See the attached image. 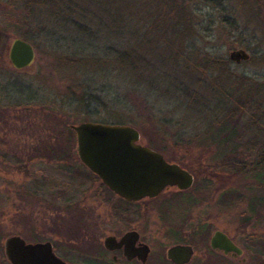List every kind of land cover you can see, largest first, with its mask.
<instances>
[{"label":"rangeland","instance_id":"1","mask_svg":"<svg viewBox=\"0 0 264 264\" xmlns=\"http://www.w3.org/2000/svg\"><path fill=\"white\" fill-rule=\"evenodd\" d=\"M18 1L15 6L5 8L0 4V31L4 32L0 42V106L33 104L55 108L64 121V124L58 123L55 116L57 130L64 125L93 122L134 127L140 132V139L153 141L155 146L160 140L190 141L187 150L192 158L206 149V143L201 139L215 133L220 123L226 120L228 127L225 131L229 138L223 144L222 152L223 158L224 154L229 155L231 171L262 158L264 0H215L213 5L204 0H188L195 34L184 37L183 41L196 47L187 50L184 42L181 43L173 33L174 40L164 34L160 41L156 38L158 34L150 31L151 43L145 42L144 35L148 31L143 24L135 34H122L116 27L118 25H112L116 23L111 18L115 8L112 6L114 2L109 0L83 2L85 10L90 15L93 13L91 18L96 16L94 18L102 25L90 29L92 31L86 38L64 31H54L47 38L42 28H38L36 19L23 10ZM40 18L37 16V20ZM15 39H22L34 47L36 59L33 66L17 70L11 65L9 50ZM123 48L133 50L134 56L136 54L141 59L143 73L122 72L113 53L118 51L121 54ZM238 49L246 50L250 59L241 63L231 61L230 53ZM175 50L183 56L189 54L195 65L198 50L200 55L225 59L228 73L224 71L225 74L222 72L223 75L219 76L209 68L204 72L198 66L194 72L188 71L184 63L180 65L171 60L170 55ZM70 58H87L93 62L73 66L69 63ZM101 61L105 63L98 65ZM200 63L208 66L206 62ZM245 77L247 80L243 79ZM66 135L76 151L75 133L72 131ZM73 165L75 170H82L77 162ZM260 168L264 170V164ZM205 177L201 178L202 190L197 206L183 210L182 207L189 205V199L183 196L176 199L179 209L174 215V226L183 227L190 233L193 227L200 225L204 232L200 235L207 238L215 225L229 227L240 237L239 242L246 249V264H264V207L261 205L264 184L259 186L260 183H252L246 178L239 179L222 194L220 184L208 181L209 176L204 181ZM110 201L113 203L114 200L111 198ZM0 210V218H5L7 206ZM159 222L155 218L154 231L157 233L163 229ZM245 226H248L244 231L247 241L241 242L242 227ZM18 234L32 240L35 230L16 218L12 219L9 226L0 228V248L5 238ZM1 256L0 253V264H8ZM74 260L81 264L79 258Z\"/></svg>","mask_w":264,"mask_h":264},{"label":"flooded vegetation","instance_id":"2","mask_svg":"<svg viewBox=\"0 0 264 264\" xmlns=\"http://www.w3.org/2000/svg\"><path fill=\"white\" fill-rule=\"evenodd\" d=\"M56 111L26 105L0 106V209L7 206L8 214L0 218V228L16 218L35 230L32 240L18 234L2 241L3 260L8 264L5 243L11 237H20L26 244L49 243L55 256L67 264H76L75 257L81 264H177L169 258V251L176 246L193 249L191 260L184 264L247 263L246 249L229 227L215 225L207 238L200 235L204 233L200 225L190 233L174 226L179 209L176 199H189L183 210L197 206L202 190L201 169L208 167L206 162L202 165L200 155L192 158L188 154L190 141L160 140L157 146L144 139L132 141L186 171L193 182L188 189L169 184L154 198L129 201L80 161L77 139L75 151L66 135L72 132L70 125L59 127L58 135ZM214 159V169L221 171L220 158ZM75 162L82 170L73 168ZM230 168L226 161L225 169ZM204 176V181L208 180ZM208 181L215 183L211 178ZM231 187L219 185L222 194ZM155 218L163 226L160 233L154 231ZM245 228L242 227L241 242L247 241L244 231L248 226ZM216 233L225 235L237 250L213 247L211 239Z\"/></svg>","mask_w":264,"mask_h":264},{"label":"trees","instance_id":"3","mask_svg":"<svg viewBox=\"0 0 264 264\" xmlns=\"http://www.w3.org/2000/svg\"><path fill=\"white\" fill-rule=\"evenodd\" d=\"M84 1L85 0H20L22 9H26L28 13L34 17V20L36 19V23L38 22L37 24H39L38 28H42V32L44 31V34L47 36V38L51 37L52 32L54 31H64L75 37L81 35V37L86 38L89 36L87 34L91 33L92 31L90 29L101 28V23H98L96 21L97 19L94 18L96 16L91 18L93 13L90 15L89 12L85 10L86 8L83 7L82 4ZM92 1L93 3H101L103 0ZM111 1L114 2L112 6L115 8L111 18L113 19V22H116L112 25H118L116 27H119L122 34L124 35H130L131 33L135 34L136 31L138 32L140 30L141 24H143L148 31H146L147 33L144 35L145 42L150 43V31L156 32L158 34V37L156 38H158L160 41H162L161 38L164 36V34H169L171 36L173 33L180 39L181 43L184 42L183 40H185L186 36L188 37L189 35L195 34L194 28L191 26L192 15L188 10V0H109V2ZM204 1L207 4H216L215 0ZM18 2V0H6V2L0 0V4L4 5V8L12 5L15 6V4H18ZM254 3L256 4V2ZM106 10H108V6ZM37 16H40L41 18L37 20ZM29 30L31 34H33L32 28H29ZM3 35L4 32L0 31V42ZM81 39L83 41V38ZM76 40L77 39H75V41ZM171 40H174L172 39V36ZM169 42L170 49L172 45L170 40ZM184 47L187 50L191 49V47H196V45L193 43L189 45L188 43L184 42ZM198 51L195 52V56L197 57V65H195V63L190 60L189 54L183 56L182 53L177 52L176 50L170 55V58L171 60L175 61L174 63H180V65L184 63V66L188 71L194 72V70H197L198 66L200 69H204V72L205 69L208 70L209 68L211 72L216 74L219 73V76L222 74V72L223 74H225V72L226 74L228 73L227 60L212 55H200V52ZM133 52L134 51H131V49L123 48L121 54H119L118 51L113 53V55H115V62L121 67L123 73L139 74L140 71L143 73L142 70L144 65H140L142 63L141 59L136 54L134 56ZM69 61V63L73 66H85L87 62H93V60L87 58H70ZM201 61L206 62L208 66L205 67L203 63H200ZM101 63L104 64L105 62L103 63L101 61L97 64L100 65ZM243 79L247 80L246 77ZM26 106L40 107L33 104ZM55 116L59 119L58 123L63 122L64 124V121L60 118L62 116L60 112L56 111ZM227 127L228 122L225 120L220 123L219 129L215 131L216 134L213 133L209 137H206L203 140L201 139V141L206 143V149L200 155L202 157V165H206L204 163L206 162L208 167H203L200 174L202 176H209V178H211L213 181H217V183L220 184V188L223 187L224 189L227 186L233 185L235 181L245 178L247 180H251L252 183H260L259 186H262L264 184V170L260 168V166L264 164V154L259 161L253 162L251 165H243L237 171L232 172L231 170L228 171L225 169V163L228 161L229 155L224 154L226 156L223 158L222 147L229 138L228 132L225 131ZM216 156L220 158V164L222 163L221 171H216L214 169V158ZM191 162L194 163V159ZM261 205L264 207V202ZM0 253L2 255L1 257H3L2 248H0Z\"/></svg>","mask_w":264,"mask_h":264},{"label":"water","instance_id":"4","mask_svg":"<svg viewBox=\"0 0 264 264\" xmlns=\"http://www.w3.org/2000/svg\"><path fill=\"white\" fill-rule=\"evenodd\" d=\"M35 59L36 51L30 43L22 39L11 43L9 61L15 69L31 67ZM229 59L241 63L248 61L250 54L238 49L230 53ZM70 128L76 134L80 161L126 200L138 201L145 196L154 198L169 184H177L181 189L192 185L193 178L186 171L166 163L151 149L133 145L132 141L141 138L134 127L85 122L70 125ZM211 245L237 250L222 233L212 237ZM5 253L11 264H67L55 256L49 243L26 244L20 237L6 241ZM192 254L191 247L176 246L169 251V258L177 264H184L191 260Z\"/></svg>","mask_w":264,"mask_h":264}]
</instances>
